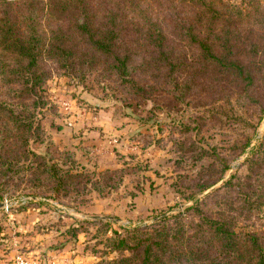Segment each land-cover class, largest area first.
<instances>
[{
	"label": "rangeland",
	"instance_id": "rangeland-1",
	"mask_svg": "<svg viewBox=\"0 0 264 264\" xmlns=\"http://www.w3.org/2000/svg\"><path fill=\"white\" fill-rule=\"evenodd\" d=\"M162 1L155 0V8ZM201 5L214 18L223 14L228 28L232 24L259 27L255 23L264 20V0H203ZM174 6L178 9L179 5ZM45 65L48 77L43 85L50 101L34 107L42 114L38 118L42 140L28 136V148L42 154L48 163H58L63 168L60 174L68 171V175L65 189H59L51 183L53 179L41 175L29 180L30 174L22 170L4 174L1 168L6 164L0 165V239H5L0 243V260L8 259L12 252L14 257L7 260L10 264H16L17 257L26 264H108L129 256L128 251L111 248L115 232L124 235L135 227L144 230L142 233L153 231L161 224L156 221L182 212L195 199L220 187L232 173H246V159L260 150L264 115L256 113L259 104L255 101L253 105L251 97L264 103V76L257 79L258 88L247 87L233 77L220 79L218 73L193 72L191 68L200 65L192 62L178 74L179 85L173 90L156 83V97L140 93L143 91L126 96L111 75L92 70L82 79L81 73L56 68L51 62ZM139 77L147 83L145 76ZM7 99L0 81V103ZM12 101L20 109L23 101ZM63 101L69 102L68 111L62 109ZM192 143L229 161L222 181L203 192L194 191L211 158L195 159L199 153L187 150ZM3 149L4 157L12 160L19 153L7 140L1 143ZM19 161L36 166L31 154L25 159L22 152ZM29 193L40 195L32 197L36 203L11 210L10 217L4 213V197L17 201ZM191 193L195 198L187 202ZM253 221L248 229L264 231V205ZM167 223L176 225V220ZM180 230L187 240H177V248L187 250L197 243L191 242L195 233L190 219ZM138 234L129 235V241ZM201 247L209 249L210 245ZM125 264H139V256ZM154 264L161 263L154 260Z\"/></svg>",
	"mask_w": 264,
	"mask_h": 264
},
{
	"label": "trees",
	"instance_id": "trees-1",
	"mask_svg": "<svg viewBox=\"0 0 264 264\" xmlns=\"http://www.w3.org/2000/svg\"><path fill=\"white\" fill-rule=\"evenodd\" d=\"M202 1L163 0L158 9L153 4L155 0L0 2V81L10 98L8 104L0 103V148L7 140L19 152L12 160L4 157V149L0 150V165L6 164L5 169L1 168L4 174L22 170L30 174L29 180L43 175L53 179L51 183L59 189H65L68 171L61 175L63 168L58 163H48L42 154L28 148V136L42 140L38 121L42 114L40 108L34 107L50 101L43 85L48 77L47 62L81 73L82 79L92 70L111 75L126 96L143 91L140 93L156 97V83L173 90L179 85L178 74L192 62L200 65L191 68L193 72L218 73L220 79L233 77L241 85L258 88L257 79L264 76V20L255 23L259 27L232 24L228 28L225 16L214 18L207 9L209 15ZM174 5H179L178 9ZM139 76H145L147 83ZM15 99L23 101L20 109L14 105ZM251 101L259 104L256 113L264 115L261 99L253 96ZM153 126L159 130L157 123ZM248 143L249 140L241 150ZM259 148L246 159V173H232L220 187L195 199L182 212L156 221L161 224L153 231L142 233L144 230L135 227L126 235L115 232L111 248L130 255L108 264H125L135 255L139 256V264H154V260L161 264H264V231L248 229L264 205V137ZM187 150L198 152L197 160L211 158L200 172L195 193L222 181L228 170L226 157L212 154L198 143H192ZM22 152L25 159L33 156L35 167L20 164ZM192 194L187 196V202L195 198ZM35 196L40 195L27 194V202L12 208V212L36 203L32 198ZM43 198L58 204L50 197ZM0 212L3 213L1 209ZM169 219H175L176 225L168 224ZM189 219L195 233L191 242L197 243L180 250L177 240H187L180 228ZM132 234L138 235L129 241ZM4 241L0 239V243ZM202 244L210 248L203 249Z\"/></svg>",
	"mask_w": 264,
	"mask_h": 264
},
{
	"label": "built area",
	"instance_id": "built-area-1",
	"mask_svg": "<svg viewBox=\"0 0 264 264\" xmlns=\"http://www.w3.org/2000/svg\"><path fill=\"white\" fill-rule=\"evenodd\" d=\"M61 104H62V109L63 110L68 111L70 109V104H69L68 101H63ZM27 200H28V198L21 197L17 201H12V199H8V198L4 197V199H3L4 213L7 214L8 216H10L12 206H15L18 203L19 204H24V203L27 202ZM15 262H16V264H26L25 262H23V260L20 257H17Z\"/></svg>",
	"mask_w": 264,
	"mask_h": 264
},
{
	"label": "crops",
	"instance_id": "crops-1",
	"mask_svg": "<svg viewBox=\"0 0 264 264\" xmlns=\"http://www.w3.org/2000/svg\"><path fill=\"white\" fill-rule=\"evenodd\" d=\"M12 215H13V214H11L10 216H12ZM10 216H9V217H10ZM21 227H22V226H21ZM21 227H20V228H21ZM7 257H8V259H11V258L14 257V255H13V253L11 252L10 254L7 255ZM4 258H6V257L4 256ZM8 259L0 260V262H1L0 264H3L2 262H4V261H5L4 264H10L9 262H7ZM11 264H12V262H11Z\"/></svg>",
	"mask_w": 264,
	"mask_h": 264
},
{
	"label": "water",
	"instance_id": "water-1",
	"mask_svg": "<svg viewBox=\"0 0 264 264\" xmlns=\"http://www.w3.org/2000/svg\"><path fill=\"white\" fill-rule=\"evenodd\" d=\"M2 206V203H0V207ZM100 218H108V219H113L112 217H100Z\"/></svg>",
	"mask_w": 264,
	"mask_h": 264
}]
</instances>
